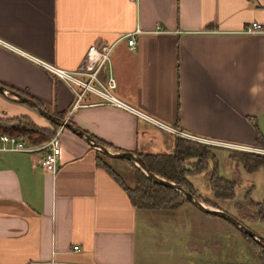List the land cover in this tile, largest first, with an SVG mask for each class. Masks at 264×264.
I'll return each instance as SVG.
<instances>
[{
    "label": "crops",
    "instance_id": "1",
    "mask_svg": "<svg viewBox=\"0 0 264 264\" xmlns=\"http://www.w3.org/2000/svg\"><path fill=\"white\" fill-rule=\"evenodd\" d=\"M253 22L264 27V0H0V82L112 150L170 154L185 134L255 148L264 33L242 32ZM132 33L135 49L123 38ZM113 43L100 78L164 126L93 94L73 110L74 93L46 66L77 71L90 47ZM29 108L0 94V116L36 121ZM59 139L55 174L38 165L44 151H0V264H261L224 219L188 203L137 209L84 139L65 129ZM106 158L131 188L118 172L131 165ZM243 221L263 236V222Z\"/></svg>",
    "mask_w": 264,
    "mask_h": 264
},
{
    "label": "trees",
    "instance_id": "2",
    "mask_svg": "<svg viewBox=\"0 0 264 264\" xmlns=\"http://www.w3.org/2000/svg\"><path fill=\"white\" fill-rule=\"evenodd\" d=\"M0 84L15 91V89L5 85L4 83L0 82ZM36 102L43 109H46L42 103L38 101ZM53 115L60 117L57 114ZM33 120L34 119L28 115H19L13 117L0 116V134L15 136L20 139L25 138L30 144L40 145L49 141L55 132L60 128L58 125L48 120L47 121L50 124L49 127H42L39 125L37 126ZM69 121L71 122V120ZM256 132L257 136L254 147L264 149V135L261 133L259 128H257ZM91 137L106 147L110 146L109 144L97 139L92 135ZM177 139L180 141V143L176 145V149L170 154L138 155L144 160L147 167L153 174L181 185L185 190L200 198L206 204L215 208H219V205L216 201L204 198L202 195L197 193L193 183L189 179V176L191 175H196L207 171L209 164V157L205 156V154H207V150H209V148L206 146L207 144L183 137H177ZM229 151L230 157L241 164L247 172L253 173L260 169H264V154L236 149H230ZM97 154L98 165L106 169V171L124 187V189L127 191L129 199L131 200V203L137 209L175 210L181 207L183 204L188 203V200L176 190L153 182L144 174V172H142L138 166H136L135 163L129 160L123 161L131 165L134 170V186L131 188L126 187L120 175H118V173L109 164H107L105 159L106 156L98 151ZM190 159L198 160L194 166V169L192 170L186 167V163ZM213 169L214 170L209 176V185L214 198L219 200L235 199L236 183L220 176L217 166L214 165ZM244 205H248L252 209V211H248L247 213L248 220L254 222H264V200L262 202L253 201L251 192L249 191L246 194ZM240 221L244 223L243 220ZM244 235L249 239L250 243L255 248L258 257L261 260V264H264V246L254 241L248 235Z\"/></svg>",
    "mask_w": 264,
    "mask_h": 264
},
{
    "label": "built area",
    "instance_id": "3",
    "mask_svg": "<svg viewBox=\"0 0 264 264\" xmlns=\"http://www.w3.org/2000/svg\"><path fill=\"white\" fill-rule=\"evenodd\" d=\"M132 3H137L138 0H129ZM139 32V30H138ZM245 34L252 33H264V27L259 23L253 22L243 29L242 31ZM134 33L124 36L123 38L127 40V43L130 48L135 49L137 42L133 37ZM113 44H106L102 46H92L89 48L86 53L80 68L77 71H65L61 69L54 68L52 66L46 65L47 68L53 72L58 78L63 79L69 88L72 90L76 97V102L73 105L72 109L75 110L78 107L84 105H89L88 103H83V99L87 94H93L102 99L101 104L110 105L118 108H126L133 112L142 119H146L149 122L155 123L160 126H164L161 122L152 119L146 114L137 111L135 109H130L122 101H120L113 93L112 90L116 87V82L113 77H108L107 81H103L100 78V72L107 64L111 61V53L114 48ZM72 110V111H73ZM63 128H59V131L55 137L41 145L27 144L24 140L10 136L6 134H0V141L2 146L0 151H23L27 153H33L36 151H44L43 156L38 161V165L44 172L55 174L58 168V162L61 155V144H60V133ZM185 138L195 140L197 142L205 144H215L223 146L225 148L250 151L255 153L264 154V150L250 147H243L239 145L222 143L217 141H210L200 137H193L185 134ZM79 247L75 246L74 250H78Z\"/></svg>",
    "mask_w": 264,
    "mask_h": 264
},
{
    "label": "rangeland",
    "instance_id": "4",
    "mask_svg": "<svg viewBox=\"0 0 264 264\" xmlns=\"http://www.w3.org/2000/svg\"><path fill=\"white\" fill-rule=\"evenodd\" d=\"M31 111L35 115L36 121L33 120V122L37 124V126L38 125L42 127L50 126L49 122L44 117H42L32 109ZM58 131L59 129L55 132L53 137L57 135ZM263 133H264V129H263ZM177 137L179 136L173 137V151L176 149V145L180 143ZM22 140L26 141L25 138ZM206 146L209 148V150H207V154H205L206 157H209V164L207 171L198 175L189 176V179L191 180L194 188L196 189V192L202 195V197L204 198L216 201L221 210L234 214L236 218H238V220L239 219L248 220L247 213L248 211H252V209L248 205L247 206L244 205V200L246 194L249 191L251 192V197L253 201L262 202L264 200V169H260L256 172L249 173L242 167L241 164H239L237 161L233 160L229 156L230 148H225L223 146H219L215 144H207ZM259 149L264 150L262 148ZM216 158H218L219 175L226 179L232 180L236 183V198L233 200H224V199L219 200L214 198L213 196V193L209 185V176L210 173L214 170L213 165H215L217 162ZM105 159L106 161L109 160L108 158ZM197 161L198 160L196 159L188 160L186 163V167L191 170L194 169V166L197 163ZM113 163L115 164L114 165L115 169L120 170L119 164L122 163V160H118V159L113 160ZM118 172L125 179V181L129 186L132 187L134 186L133 169L128 168V170L126 171L120 170ZM188 204L190 203L188 202ZM254 228L256 232L261 233L264 236V222Z\"/></svg>",
    "mask_w": 264,
    "mask_h": 264
},
{
    "label": "water",
    "instance_id": "5",
    "mask_svg": "<svg viewBox=\"0 0 264 264\" xmlns=\"http://www.w3.org/2000/svg\"><path fill=\"white\" fill-rule=\"evenodd\" d=\"M0 94L4 95L5 97L16 101L21 104H25L28 107H30L32 110L36 111L39 115L44 117L46 120L51 121L58 125L60 128L67 129L74 133L75 135L81 137L84 139L93 149L100 152L106 157L112 158V159H118V160H129L138 166L144 174L151 179L153 182L170 187L174 190H176L178 193L183 195L190 204L195 206L200 211L210 214L219 218L224 219L231 225H233L237 230L241 231L242 233L248 235L250 238H252L254 241L262 244L264 246V237L255 233L253 230H251L249 227H247L244 223H242L240 220H238L233 215L227 213L226 211H223L219 208L212 207L205 202H203L200 198L194 196L187 190H185L181 185L176 184L172 181L166 180L158 175L153 174L149 168L147 167L144 160L137 154L133 152H127V151H116L112 150L109 147H106L100 143H98L93 137H91L90 134L82 130L81 128L74 125L72 122H70L67 119H62L58 116L53 115L46 109H43L41 106L38 105V103L27 97L26 95H23L17 91L11 90L4 85L0 84Z\"/></svg>",
    "mask_w": 264,
    "mask_h": 264
}]
</instances>
